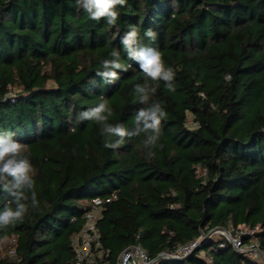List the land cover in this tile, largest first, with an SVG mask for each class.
<instances>
[{"label":"trees","instance_id":"1","mask_svg":"<svg viewBox=\"0 0 264 264\" xmlns=\"http://www.w3.org/2000/svg\"><path fill=\"white\" fill-rule=\"evenodd\" d=\"M117 10L110 25L77 0H0V132L26 146L39 200L0 229V264H78L74 240L95 197L112 199L87 264H116L135 245L149 264H264V0H127ZM132 26L175 71L174 92L148 81L149 103L167 112L152 157L143 135L106 149L99 125L77 119L104 97L109 122L133 129L145 77L121 44ZM114 48L127 71L107 84L97 72ZM241 227L254 230L239 238L256 256L212 235Z\"/></svg>","mask_w":264,"mask_h":264},{"label":"clouds","instance_id":"2","mask_svg":"<svg viewBox=\"0 0 264 264\" xmlns=\"http://www.w3.org/2000/svg\"><path fill=\"white\" fill-rule=\"evenodd\" d=\"M127 0H77V5L87 13L92 20H105L110 25H115L119 13L118 7L126 5ZM145 36L155 41L157 33L151 29L145 31ZM121 44L129 59L134 60L144 73L145 83L135 86V93L140 104L134 116V127L129 130L123 123H110L113 109L104 97L100 102L87 110L81 111L79 121H92L100 127V134L104 137L103 146L106 149H118L125 143V138L144 136L143 147L147 149V156L155 155L153 149L157 146L162 135V121L167 119V112L160 102L149 103L157 91V86L163 81L169 92L175 91V71L166 66L162 53L158 48L142 46L139 32L135 26L126 31L121 37ZM112 59L101 61L102 69L97 75L107 84H113L119 79L118 71H127V66L121 62L118 49L110 53ZM26 146L14 139L11 132H0V192L4 193V203L0 209V229H7L17 222H23L29 209L39 207L37 199L36 170L26 154Z\"/></svg>","mask_w":264,"mask_h":264},{"label":"built area","instance_id":"3","mask_svg":"<svg viewBox=\"0 0 264 264\" xmlns=\"http://www.w3.org/2000/svg\"><path fill=\"white\" fill-rule=\"evenodd\" d=\"M111 197L102 198L95 197L91 202V209L86 212V224L80 232V235L74 240L75 246L78 249V264H87L92 261L94 255V249L98 250L101 247V241L99 239V233L97 229V220L99 218V209L101 205L105 202L111 201ZM226 236V235H225ZM228 237V236H227ZM229 238V237H228ZM230 239V238H229ZM235 246L240 247L241 240L240 238L230 239ZM195 243H191L188 246H185L179 249L178 253L175 256L180 254L188 253L191 248H193ZM254 255L256 256L259 251L258 249H252ZM15 253V251H13ZM150 258L147 252L142 249L140 246H131L123 251L120 255L118 262L116 264H149Z\"/></svg>","mask_w":264,"mask_h":264},{"label":"rangeland","instance_id":"4","mask_svg":"<svg viewBox=\"0 0 264 264\" xmlns=\"http://www.w3.org/2000/svg\"><path fill=\"white\" fill-rule=\"evenodd\" d=\"M218 233L219 234L220 233H223L224 235L228 236L233 241L235 238L238 239L241 233L242 234L250 235V234L254 233V230H250V229H248L246 227H241V228H238V229H234L233 231L232 230H222V229H218L217 231H215L214 233H212V235H218ZM206 236H208V235H204L202 239H204ZM9 243H11V240H7V241L3 242L2 243L3 249L5 247H7L9 245ZM239 249L242 250V251L248 252L252 256H255L253 254L254 251L252 249H257V247H256V243L255 242H252L251 244H249L247 246L239 247Z\"/></svg>","mask_w":264,"mask_h":264}]
</instances>
